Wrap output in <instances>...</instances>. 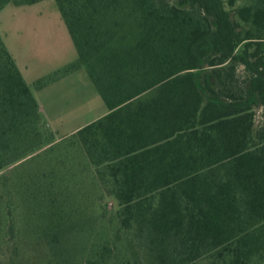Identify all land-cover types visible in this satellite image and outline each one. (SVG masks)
I'll list each match as a JSON object with an SVG mask.
<instances>
[{
	"label": "trees",
	"instance_id": "1",
	"mask_svg": "<svg viewBox=\"0 0 264 264\" xmlns=\"http://www.w3.org/2000/svg\"><path fill=\"white\" fill-rule=\"evenodd\" d=\"M41 1L0 0V11ZM53 1L72 62L31 88L0 36V173L54 141L32 89L84 68L108 112L67 149L115 202L126 263L264 264V0ZM38 180L15 185L16 200L56 256L46 264H60L68 195ZM1 205L15 240L17 207ZM113 249L83 264H108Z\"/></svg>",
	"mask_w": 264,
	"mask_h": 264
},
{
	"label": "rangeland",
	"instance_id": "2",
	"mask_svg": "<svg viewBox=\"0 0 264 264\" xmlns=\"http://www.w3.org/2000/svg\"><path fill=\"white\" fill-rule=\"evenodd\" d=\"M248 3V0H236L233 10ZM57 19L60 23L58 28L55 27ZM59 29L65 33L66 42L55 32ZM0 36L17 55L24 80L31 88L35 80L72 62L76 56L53 0L29 6H5L0 11ZM75 78L69 84L58 85L41 94L32 89L40 105L44 104L43 101L47 105V114L42 115L41 122L54 134V141L0 173V178H4L5 182L2 185L0 179V201L5 202L10 197L15 203L16 227L21 232L19 238L12 240L7 234L9 219L2 217L0 264H46L52 257L45 243L34 237L37 220L31 217V210L27 214V208L19 206L16 200L15 185L29 184L35 176L40 178V183L55 177L57 185L53 190L68 195L64 196V205H68L70 209L69 222L73 229L69 233V239L64 242L65 256L60 264H83L86 258L104 245L114 244L116 249L112 250L108 264H127L130 260L124 249V241H116L115 238L118 227L115 202L102 196L93 170L77 166L78 157L67 149L68 142L71 141L69 135L72 133L67 131L83 120L79 114L104 107L84 68L76 73ZM72 112L79 117L67 122L66 116ZM259 114L260 112L257 119ZM81 162L86 163L84 159L79 164ZM1 208L2 212L4 206L1 205ZM23 227L26 229L25 233L22 231ZM53 257L55 260L54 253Z\"/></svg>",
	"mask_w": 264,
	"mask_h": 264
},
{
	"label": "crops",
	"instance_id": "3",
	"mask_svg": "<svg viewBox=\"0 0 264 264\" xmlns=\"http://www.w3.org/2000/svg\"><path fill=\"white\" fill-rule=\"evenodd\" d=\"M55 27L56 28H58V27H60V23H59V20L57 19V20H55ZM66 28V27H65ZM67 31V30H66ZM57 34H59L60 36H62L63 37V39H64V41L66 42V38H65V33L63 32V30H61V29H59V30H56L55 31ZM53 33H54V30H53ZM68 34V33H67ZM69 36V35H68ZM70 38V37H69ZM71 41V40H70ZM4 42V41H3ZM72 43V42H71ZM4 45H5V47L7 48V50L9 51V53L11 54V56L13 57V59H14V61H15V64H16V66H17V68H18V70L20 71V73H21V75H22V77H23V79H24V75H23V73H22V71H21V67H20V65H19V61H18V59H17V55L12 51V49L7 45V43L6 42H4ZM73 45V44H72ZM76 53V52H75ZM75 58H76V56H75ZM79 71V70H78ZM78 71H76V72H74V73H72V74H70V75H68V76H66V77H63V78H61L60 80H58V81H56V82H54V83H52V84H50V85H48V86H46L45 88H43V89H41V90H39V91H37L39 94H41V93H44V92H47V91H50L51 89L53 90V89H55V88H57L58 87V85H66V83L67 84H69L71 81H73V80H75L76 78V73L78 72ZM86 72V71H85ZM87 75V74H86ZM88 77V76H87ZM42 78V77H41ZM89 79V78H88ZM25 81V80H24ZM89 81H90V79H89ZM91 82V81H90ZM37 101V100H36ZM37 103H38V106H39V112H40V115H41V117H42V115L44 114V115H46L47 114V111H48V109H47V105H45L46 103L43 101V105L41 106L40 105V103L37 101ZM104 105V104H103ZM45 106V107H44ZM107 109L105 108V106L103 107V108H98L97 110H94V111H87V112H85V113H83V114H79L81 117H83V120H81L77 125H75V126H73L69 131H67V132H72L70 135H72L73 133H75L76 131H78L79 129H81L82 127H84V126H86V125H88V124H90V123H92V122H94V121H96L97 119H99V118H101V117H103V116H105L106 114H107ZM79 115H77L75 112H72V113H70V114H68L66 117L68 118L67 119V122H68V120L69 119H75V118H77V116L79 117ZM69 135V136H70Z\"/></svg>",
	"mask_w": 264,
	"mask_h": 264
}]
</instances>
